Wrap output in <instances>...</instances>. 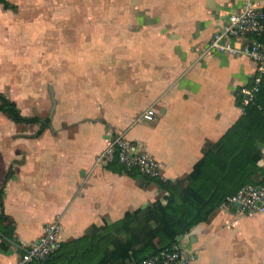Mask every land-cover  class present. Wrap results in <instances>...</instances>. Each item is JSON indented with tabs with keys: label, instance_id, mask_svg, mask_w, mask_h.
Masks as SVG:
<instances>
[{
	"label": "crops",
	"instance_id": "0c3cea01",
	"mask_svg": "<svg viewBox=\"0 0 264 264\" xmlns=\"http://www.w3.org/2000/svg\"><path fill=\"white\" fill-rule=\"evenodd\" d=\"M109 1L75 5L41 28L8 19L16 9L0 5V93L23 116L50 118L35 137L39 124L0 112L2 211L26 249L50 223L64 243L164 203L155 183L96 163L114 135L155 159L161 180L176 181L243 114L236 95L253 63L200 50L245 0ZM255 2L264 12V0ZM147 109L151 122L140 120ZM258 147L264 168V143ZM178 241L195 254L190 264H264V214L222 205ZM16 250L0 249V264H13Z\"/></svg>",
	"mask_w": 264,
	"mask_h": 264
},
{
	"label": "trees",
	"instance_id": "16d2710c",
	"mask_svg": "<svg viewBox=\"0 0 264 264\" xmlns=\"http://www.w3.org/2000/svg\"><path fill=\"white\" fill-rule=\"evenodd\" d=\"M0 5L4 10L16 9L8 0H0ZM253 85L251 79L245 88ZM236 103L243 110L242 116L204 150L201 160L184 178L163 181L146 177L136 169L126 172L143 185L153 182L164 190V203L155 202L111 225L91 228L84 236L61 243L54 253L31 264H132L134 260L139 264L158 255L194 226L208 221L242 187L264 186L262 152L258 147L264 143V74L257 92L246 102L240 90ZM0 112L16 124H39L35 137L50 128V118L23 116L16 104L2 93ZM111 164L119 165L117 160ZM3 194L4 187L0 189V233L17 241L15 224L2 211ZM10 247L0 238L2 251Z\"/></svg>",
	"mask_w": 264,
	"mask_h": 264
},
{
	"label": "built area",
	"instance_id": "2783aa9c",
	"mask_svg": "<svg viewBox=\"0 0 264 264\" xmlns=\"http://www.w3.org/2000/svg\"><path fill=\"white\" fill-rule=\"evenodd\" d=\"M212 53L246 57L253 63L254 85L241 91L243 97L248 95V99H245L247 102L253 93L257 92L264 74V12L255 0H245L238 9L227 16L221 27L212 34L206 46L200 50V57ZM140 120L153 121V109L145 110L140 115ZM114 160H117L125 172L136 169L151 179L160 178L161 168L158 162L128 141L123 134L114 135L107 142L96 163H111ZM225 206L230 209L235 208V213L246 217L264 214V186L242 187L235 196L227 199ZM59 232L60 227L57 223L48 224L28 252L17 251L18 253L11 256L13 264H31L33 260L43 259L54 253L61 244ZM195 259V254L177 240L158 255L147 258L139 264H190Z\"/></svg>",
	"mask_w": 264,
	"mask_h": 264
},
{
	"label": "rangeland",
	"instance_id": "374dc122",
	"mask_svg": "<svg viewBox=\"0 0 264 264\" xmlns=\"http://www.w3.org/2000/svg\"><path fill=\"white\" fill-rule=\"evenodd\" d=\"M16 10L8 19H18L23 23L32 22L35 28H41L44 19L55 21L59 14L66 13L75 5H105L109 0H8ZM71 5V6H70ZM66 8H64V7ZM39 36L41 34H38Z\"/></svg>",
	"mask_w": 264,
	"mask_h": 264
},
{
	"label": "water",
	"instance_id": "95a60500",
	"mask_svg": "<svg viewBox=\"0 0 264 264\" xmlns=\"http://www.w3.org/2000/svg\"><path fill=\"white\" fill-rule=\"evenodd\" d=\"M241 96H243V95L241 94ZM244 97H245V99H248V95H245ZM235 207H236V205H235ZM233 211H235V208H233ZM0 238H2L4 241H6L11 246L15 247L17 250L22 251V252H28V249L24 248L20 243L8 239L7 237L3 236L1 233H0ZM36 261H38V260H36Z\"/></svg>",
	"mask_w": 264,
	"mask_h": 264
}]
</instances>
